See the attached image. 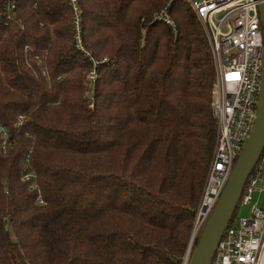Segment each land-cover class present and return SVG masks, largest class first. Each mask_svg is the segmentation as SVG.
Segmentation results:
<instances>
[{"label":"trees","instance_id":"1","mask_svg":"<svg viewBox=\"0 0 264 264\" xmlns=\"http://www.w3.org/2000/svg\"><path fill=\"white\" fill-rule=\"evenodd\" d=\"M74 2L0 0V264H182L218 133L207 31L186 0Z\"/></svg>","mask_w":264,"mask_h":264},{"label":"built area","instance_id":"2","mask_svg":"<svg viewBox=\"0 0 264 264\" xmlns=\"http://www.w3.org/2000/svg\"><path fill=\"white\" fill-rule=\"evenodd\" d=\"M186 2L205 27L211 44L215 65L212 107L218 125L206 186L196 210L192 231L194 240L213 212L251 135L259 99L264 30L259 11L260 0ZM160 16L173 23L166 8ZM0 136L3 140L8 136L7 129L2 125ZM262 177L258 171L250 175L239 205L252 201ZM185 255L182 264L189 263L186 260L191 257V251ZM211 264H264L263 208L255 205L248 216H236L231 221Z\"/></svg>","mask_w":264,"mask_h":264},{"label":"water","instance_id":"3","mask_svg":"<svg viewBox=\"0 0 264 264\" xmlns=\"http://www.w3.org/2000/svg\"><path fill=\"white\" fill-rule=\"evenodd\" d=\"M259 11L264 30V0H260ZM264 153V56L262 63L259 99L256 119L251 135L243 146L229 180L204 225L197 242H193L188 264H211L219 242L229 227L238 209L250 175ZM195 241V240H194Z\"/></svg>","mask_w":264,"mask_h":264},{"label":"rangeland","instance_id":"4","mask_svg":"<svg viewBox=\"0 0 264 264\" xmlns=\"http://www.w3.org/2000/svg\"><path fill=\"white\" fill-rule=\"evenodd\" d=\"M72 2H74V0H72ZM74 4L77 8V2H74ZM258 166L262 170V180L260 181L254 195L252 196V201L249 204L239 205L238 209L236 210L237 217L248 216L250 214L251 208L255 205L264 209V155L258 163ZM200 234L201 233L196 236V238L194 239L195 241L193 240L194 234L191 235L189 246L187 248L188 251L185 256H187L189 250L192 252L193 242H197L196 239L199 238Z\"/></svg>","mask_w":264,"mask_h":264},{"label":"bare ground","instance_id":"5","mask_svg":"<svg viewBox=\"0 0 264 264\" xmlns=\"http://www.w3.org/2000/svg\"><path fill=\"white\" fill-rule=\"evenodd\" d=\"M189 259H190V257H187V260H186L187 263H188Z\"/></svg>","mask_w":264,"mask_h":264}]
</instances>
